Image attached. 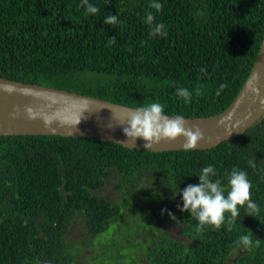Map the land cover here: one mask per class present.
<instances>
[{"label":"trees","instance_id":"16d2710c","mask_svg":"<svg viewBox=\"0 0 264 264\" xmlns=\"http://www.w3.org/2000/svg\"><path fill=\"white\" fill-rule=\"evenodd\" d=\"M157 2L160 12L152 0H89L99 12L87 15L81 0H0V77L131 108L158 102L168 116L221 114L260 52L264 0ZM148 12L165 36L150 35ZM109 15L119 23H104ZM221 84L227 88L217 96ZM178 88L192 92L190 103ZM208 165L225 187L226 174L245 171L259 214L240 208L231 231L227 223L195 231L199 222L179 211L174 192L198 184ZM110 181L113 200L98 194ZM79 225L92 245L72 235ZM242 235L251 236L250 248L236 243ZM0 264H264V121L207 151L0 137Z\"/></svg>","mask_w":264,"mask_h":264},{"label":"water","instance_id":"95a60500","mask_svg":"<svg viewBox=\"0 0 264 264\" xmlns=\"http://www.w3.org/2000/svg\"><path fill=\"white\" fill-rule=\"evenodd\" d=\"M133 109L75 92L0 77V137L59 136L96 139L154 153L185 151L183 138L145 149L143 141L129 144L119 127H108L125 120ZM184 119L188 127H198L203 133L204 139L191 149L197 151L217 148L262 123L264 39L251 73L230 107L215 116Z\"/></svg>","mask_w":264,"mask_h":264},{"label":"clouds","instance_id":"9594fccd","mask_svg":"<svg viewBox=\"0 0 264 264\" xmlns=\"http://www.w3.org/2000/svg\"><path fill=\"white\" fill-rule=\"evenodd\" d=\"M80 7L86 9L87 15H95L99 8L90 4L89 0H81ZM156 12L162 11V4L157 0H152L149 5ZM152 12L146 14L145 23L151 27L150 35L165 36L166 30L163 23L155 24ZM104 23L116 25L119 23L118 15H109L105 18ZM116 43L115 37L109 38V44ZM201 71H206L202 69ZM227 88V84H221L216 95ZM182 98L185 103H190L192 92L187 88H178L175 93ZM197 96L201 95L200 87L195 90ZM108 127H119L125 141L135 145L138 141H143L145 149H152L161 142H175L178 138H183V147L185 150H191L197 147L198 142L204 139L203 133L198 127H188L182 115L170 117L165 114L164 105L153 102L145 106L137 107L127 113L125 120L118 122L116 125L109 124ZM249 164L255 168V163L249 161ZM216 169L212 165L204 167L199 175L198 184H189L182 191L174 192V195L182 197V207L178 205L179 211L190 213L199 223L195 231L203 232L206 226H213L219 230L222 225L227 223L229 231L239 217L240 208H246L247 216L255 217L259 214V206L252 201L251 189L252 183L248 179V174L234 168L228 178L227 186H223L221 180L213 179L216 176ZM166 211V210H165ZM238 245L245 248L252 246L250 235H242L236 241ZM260 243L256 240V245Z\"/></svg>","mask_w":264,"mask_h":264},{"label":"rangeland","instance_id":"374dc122","mask_svg":"<svg viewBox=\"0 0 264 264\" xmlns=\"http://www.w3.org/2000/svg\"><path fill=\"white\" fill-rule=\"evenodd\" d=\"M110 183L111 184H108L107 185V188H105V189H103L102 191H100V192H98V194L101 196V197H103V198H109V199H112L113 200V198H116V192L114 191V188H113V186H112V181H110ZM75 228V231H74V233L72 234L74 237H76L75 239H77V241H79V240H83V241H85L86 243H87V245H90L92 242H91V239H89V238H87V236L86 235H82L81 234V231H80V229H81V225H79V226H76V227H74ZM80 228V229H79ZM172 231H175V232H177L178 231V228H174V229H172ZM176 235H178L177 233H175ZM107 237H106V239L108 240V239H111L114 235H113V231L112 230H110L109 232H107ZM79 243V242H78ZM90 243V244H89ZM87 245H83V248L85 249V251H87L86 252V254L87 255H89V257L90 256H92V254L94 253V252H92V251H90L89 250V248H88V246ZM92 245V244H91Z\"/></svg>","mask_w":264,"mask_h":264}]
</instances>
